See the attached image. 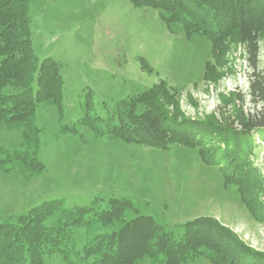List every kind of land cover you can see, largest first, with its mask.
<instances>
[{"label": "rangeland", "instance_id": "rangeland-1", "mask_svg": "<svg viewBox=\"0 0 264 264\" xmlns=\"http://www.w3.org/2000/svg\"><path fill=\"white\" fill-rule=\"evenodd\" d=\"M29 9L35 55L61 65L62 106L61 112L51 103L36 108L35 124L41 130L37 157L44 170L37 175L16 167L7 174L0 171V221L13 222L47 201L101 211L109 199L126 198L135 208L125 212L126 220L149 216L178 239L182 224L210 217L264 254V192L259 217H254L237 187L226 186L218 167L206 166L198 149L126 143L79 124L89 93L91 116L105 119L116 102L141 98L154 87L165 96L160 104L168 113L178 111L196 121L212 116L231 121L239 108L258 110L246 96L250 70L242 45L227 41L213 58L211 40L187 37L180 24L163 22L161 10L136 8L131 0H32ZM263 69L264 31L258 40V70ZM238 95L244 102L237 101ZM73 125L78 133L62 132V126ZM250 140L249 160L264 187V128ZM0 147L28 148L19 129L1 123ZM93 227L109 233L118 226L94 222ZM73 232L67 259L57 251L46 253L45 264H83L72 250L81 252L88 235L83 227ZM188 264L211 263L198 258Z\"/></svg>", "mask_w": 264, "mask_h": 264}, {"label": "trees", "instance_id": "trees-1", "mask_svg": "<svg viewBox=\"0 0 264 264\" xmlns=\"http://www.w3.org/2000/svg\"><path fill=\"white\" fill-rule=\"evenodd\" d=\"M136 8L163 12L167 25L180 24L187 37L199 35L211 40L213 58L227 41L243 47L247 76L246 96L253 109L239 108L233 119L210 117L205 121L168 113L161 103L165 96L151 88L135 100H120L113 113L103 119L91 116V94L85 98V114L79 124L97 136H109L126 143L169 149L172 145L198 149L206 166L218 167L224 184L234 185L242 203L259 217L264 192L262 178L252 166L250 137L264 128V69L258 70V40L264 31V0H131ZM32 0H0V123L17 128L28 148L10 151L0 147V171L13 168L40 174L38 160L41 130L35 124L36 108L54 104L61 112L63 80L61 65L52 58L38 59L32 48ZM159 91V92H158ZM237 101L244 102L238 95ZM142 106V107H140ZM62 132L76 134V126H62ZM106 210L74 207L61 200L43 202L17 216L13 222L0 221V264H45L46 253L59 252L67 258L74 238L73 229L83 227L88 235L81 252L74 257L85 264H188L204 258L211 264H264V254L244 242L229 228L210 217H200L180 226L176 238L149 216L124 219L134 205L126 198H111ZM90 216H92L90 218ZM48 219H53L49 224ZM94 222L104 227L116 223L109 233L98 232Z\"/></svg>", "mask_w": 264, "mask_h": 264}]
</instances>
